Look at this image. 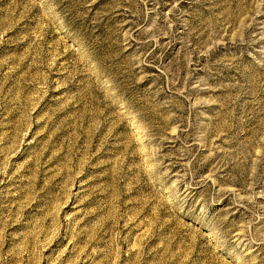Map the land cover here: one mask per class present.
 I'll list each match as a JSON object with an SVG mask.
<instances>
[{
  "label": "rangeland",
  "instance_id": "1",
  "mask_svg": "<svg viewBox=\"0 0 264 264\" xmlns=\"http://www.w3.org/2000/svg\"><path fill=\"white\" fill-rule=\"evenodd\" d=\"M0 264H264V0H0Z\"/></svg>",
  "mask_w": 264,
  "mask_h": 264
}]
</instances>
